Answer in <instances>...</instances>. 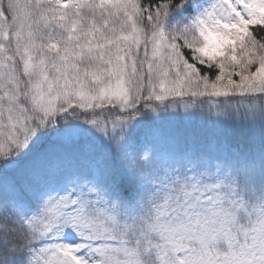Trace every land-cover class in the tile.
I'll use <instances>...</instances> for the list:
<instances>
[{
    "label": "snow or ice",
    "instance_id": "1",
    "mask_svg": "<svg viewBox=\"0 0 264 264\" xmlns=\"http://www.w3.org/2000/svg\"><path fill=\"white\" fill-rule=\"evenodd\" d=\"M0 264H264V0H0Z\"/></svg>",
    "mask_w": 264,
    "mask_h": 264
}]
</instances>
